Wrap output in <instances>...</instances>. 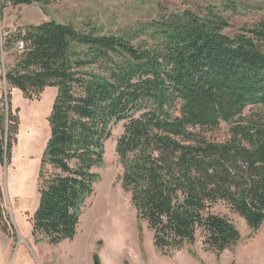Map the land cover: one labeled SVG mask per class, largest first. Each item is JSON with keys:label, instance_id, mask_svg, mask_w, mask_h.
<instances>
[{"label": "trees", "instance_id": "1", "mask_svg": "<svg viewBox=\"0 0 264 264\" xmlns=\"http://www.w3.org/2000/svg\"><path fill=\"white\" fill-rule=\"evenodd\" d=\"M231 28L209 7L161 14L125 34L55 21L7 33L1 48L15 51L14 63L0 80L28 101L57 90L38 172L34 241L57 247L76 239L106 144L122 123L120 184L139 231L146 224L163 256L186 250L195 258L198 243L217 257L236 247L240 232L216 213L219 206L253 232L264 226V19L233 35ZM18 115L11 95L0 100V169L19 141ZM0 232L16 240L1 184ZM92 259L101 264L97 254Z\"/></svg>", "mask_w": 264, "mask_h": 264}, {"label": "rangeland", "instance_id": "2", "mask_svg": "<svg viewBox=\"0 0 264 264\" xmlns=\"http://www.w3.org/2000/svg\"><path fill=\"white\" fill-rule=\"evenodd\" d=\"M1 4L0 23H3L4 14L10 12L6 9L10 7L2 8ZM209 7L230 21L231 35L264 19V0H54L46 7L35 4L12 9L18 25L23 27L15 26L11 30L55 21L62 25L72 24L78 30H84L85 25L96 26L105 34L117 35L136 31L141 24L159 20L161 14L184 11L203 14ZM3 28L4 24H0V78L13 65L15 53L14 50L2 51L9 32ZM56 94V89H48L40 98L28 101L22 93L10 89L0 80V100L11 95L13 109L19 111L21 121L12 161L0 169L4 207L16 234L14 240L0 232V264H93L94 254L98 255L101 264H264V226L256 232L251 231L242 218L225 206L217 207L216 213L235 225L241 241L220 257L205 252L201 243L192 249L195 258L186 250L165 257L155 249L153 235L146 224L140 225L139 231L130 195L120 184L122 168L116 145L123 135L124 123L113 128L112 137L106 144L105 164L99 170L101 180L93 197L82 208L76 239L57 247L34 241L32 218L39 203L38 172L49 139L47 119ZM225 133L223 129L217 135L218 139L221 140ZM111 197L117 205L124 207L128 218L124 223L113 219L108 225L113 228L109 232L108 228L89 234L90 215L101 200L106 202Z\"/></svg>", "mask_w": 264, "mask_h": 264}, {"label": "bare ground", "instance_id": "3", "mask_svg": "<svg viewBox=\"0 0 264 264\" xmlns=\"http://www.w3.org/2000/svg\"><path fill=\"white\" fill-rule=\"evenodd\" d=\"M37 125V124H36ZM38 126V125H37ZM37 131V130H36ZM35 133V132H34ZM37 135V134H36ZM37 137V136H36ZM128 218L125 216V210L124 207L121 205H117V203L111 198L108 200L102 201L98 205V207L95 209V211L90 215V223H89V234L93 235V232H96L97 230L100 232V230H107L109 227L108 225L111 223L113 219H115L116 222H119L118 219H120L124 223V219ZM129 222V221H128ZM120 223V222H119ZM121 225V224H119ZM112 226V224H111ZM120 227V226H119ZM127 227V226H126ZM111 228V227H110ZM110 228L108 229V232L111 231ZM115 228V227H114ZM123 228V227H122ZM130 228V227H129ZM113 229V228H111ZM120 229V228H119ZM118 229V230H119ZM125 230V229H124ZM127 230V229H126ZM122 231V229L120 230ZM119 231V232H120ZM98 232V233H99ZM118 232V231H117ZM97 233V234H98ZM106 233V232H105ZM113 233V232H112ZM115 233V231H114ZM121 233V232H120ZM129 233V232H128ZM109 234V233H108ZM95 235V234H94ZM100 235V234H99ZM103 235V234H102ZM105 235V234H104ZM117 235V234H116ZM122 237V235H120ZM126 236V233H125ZM124 236V237H125ZM128 236V235H127ZM126 236V238H127ZM114 237V236H112ZM111 237V238H112ZM117 237V236H116ZM131 236L129 237V239ZM116 239H119L118 237ZM127 239V240H129ZM126 240V241H127ZM131 241V239H130ZM120 242V241H119ZM122 242V241H121ZM122 246V245H121ZM125 246V245H123ZM126 248V247H125ZM120 253V251H119Z\"/></svg>", "mask_w": 264, "mask_h": 264}, {"label": "crops", "instance_id": "4", "mask_svg": "<svg viewBox=\"0 0 264 264\" xmlns=\"http://www.w3.org/2000/svg\"><path fill=\"white\" fill-rule=\"evenodd\" d=\"M10 8L9 9H6L7 11L10 10V12H8L7 14H4L3 16V23H0L1 25L4 24V28L3 29H7V30H11L13 27L15 26H20V27H23L21 25H18V22L16 20V18H14V16L12 15V12L11 10L12 9H19L21 7H12L11 5L7 4ZM35 5V4H34ZM37 5V4H36ZM33 6V5H32ZM24 7V6H22ZM1 22V21H0ZM12 64V63H11Z\"/></svg>", "mask_w": 264, "mask_h": 264}, {"label": "built area", "instance_id": "5", "mask_svg": "<svg viewBox=\"0 0 264 264\" xmlns=\"http://www.w3.org/2000/svg\"><path fill=\"white\" fill-rule=\"evenodd\" d=\"M29 1H32V0H29ZM15 32H16V30L13 31V33H15ZM24 47H25L24 43L22 41H20L16 44V51L22 52L24 50Z\"/></svg>", "mask_w": 264, "mask_h": 264}]
</instances>
